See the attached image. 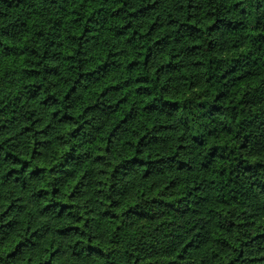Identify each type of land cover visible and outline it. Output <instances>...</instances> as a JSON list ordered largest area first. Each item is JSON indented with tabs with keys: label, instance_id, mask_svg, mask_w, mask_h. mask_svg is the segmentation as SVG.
Returning <instances> with one entry per match:
<instances>
[{
	"label": "trees",
	"instance_id": "1",
	"mask_svg": "<svg viewBox=\"0 0 264 264\" xmlns=\"http://www.w3.org/2000/svg\"><path fill=\"white\" fill-rule=\"evenodd\" d=\"M0 264H264V0H0Z\"/></svg>",
	"mask_w": 264,
	"mask_h": 264
}]
</instances>
